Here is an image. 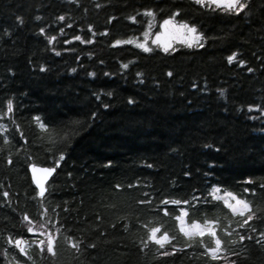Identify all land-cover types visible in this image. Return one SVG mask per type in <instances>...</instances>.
I'll return each instance as SVG.
<instances>
[{"label":"trees","instance_id":"1","mask_svg":"<svg viewBox=\"0 0 264 264\" xmlns=\"http://www.w3.org/2000/svg\"><path fill=\"white\" fill-rule=\"evenodd\" d=\"M0 264H264V0H0Z\"/></svg>","mask_w":264,"mask_h":264},{"label":"rangeland","instance_id":"2","mask_svg":"<svg viewBox=\"0 0 264 264\" xmlns=\"http://www.w3.org/2000/svg\"><path fill=\"white\" fill-rule=\"evenodd\" d=\"M209 3L217 5H226L230 8H237L242 0H204ZM200 35L198 31L186 23L179 21L173 17L165 20L160 27V30L153 37H148L147 41H151L154 45L159 46L165 51H168L177 44L196 45L200 42ZM213 194L216 198L222 200L229 206L234 213H244L248 210V204L240 200L235 195L220 188H215ZM179 226L181 230L187 235L198 234H215L217 231V224L213 221L205 222H190L187 218V212L179 218ZM49 241V240H48ZM50 242V248L53 247V241ZM218 244L220 242L218 241ZM27 247H25V250Z\"/></svg>","mask_w":264,"mask_h":264},{"label":"water","instance_id":"3","mask_svg":"<svg viewBox=\"0 0 264 264\" xmlns=\"http://www.w3.org/2000/svg\"><path fill=\"white\" fill-rule=\"evenodd\" d=\"M56 168L32 164L29 166L31 180L36 187L39 198L44 197L49 190V182L56 174Z\"/></svg>","mask_w":264,"mask_h":264}]
</instances>
